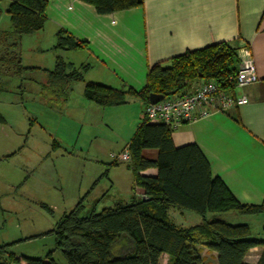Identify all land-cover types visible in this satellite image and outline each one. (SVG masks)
Listing matches in <instances>:
<instances>
[{"label":"trees","instance_id":"obj_1","mask_svg":"<svg viewBox=\"0 0 264 264\" xmlns=\"http://www.w3.org/2000/svg\"><path fill=\"white\" fill-rule=\"evenodd\" d=\"M77 1L91 6L100 16L143 4V0ZM46 6L47 0H14L4 12L0 8V17L6 14L11 27L10 31L0 32V75L22 82L25 75L37 70L22 65L19 46L21 38L43 30ZM55 48L73 51L87 49V45L60 30ZM236 50V44L217 43L155 64L148 69L140 90L85 83L83 97L99 107H117L137 99L143 111L125 146L130 156L126 167L133 179L134 195L129 201H119L100 212L87 211L83 196L57 220L49 233L54 251L61 254L66 264H159L162 256H166L165 264H205L201 248L215 254L216 264H245L248 252L259 248L256 264H264V224L260 237H252L246 224H230L218 216L207 218L209 214L262 215L264 198L257 206L238 203L213 175L196 145L175 147L171 139L174 129L144 117L150 94L161 95L164 100L181 97L192 84L209 81L225 92H234L228 78L237 71ZM87 68H74L57 57L53 70L45 72L40 97L47 103H65L72 85L83 82ZM144 150L156 151L155 159L144 158ZM149 170H155V176L144 174ZM170 209L192 212L199 216L200 223L187 228L176 226L168 218ZM8 246L0 247L1 259L8 253ZM5 258L0 264H56L51 253L45 260L16 259L12 253Z\"/></svg>","mask_w":264,"mask_h":264},{"label":"crops","instance_id":"obj_2","mask_svg":"<svg viewBox=\"0 0 264 264\" xmlns=\"http://www.w3.org/2000/svg\"><path fill=\"white\" fill-rule=\"evenodd\" d=\"M10 1L14 0H0L3 12ZM5 16L7 15L2 14L0 21L4 20ZM45 17L46 23L40 32L47 31L51 39H56L57 32L62 30L75 41L87 45V49L70 51L78 56L79 62L69 64L74 68L88 67L83 74V82H80L82 86L79 87V94L80 104L89 110L96 109L92 107L95 104L83 97L85 83L140 90L145 85L148 69L155 64L166 63L173 57L217 43L228 42L237 45L243 42L249 45L256 82L234 91L235 96L245 97L247 103L226 113H216L181 124L172 131L171 139L177 148L189 144L196 145L209 162L213 175L220 179L238 203L254 206L262 203L264 0H143L139 8L103 16L97 15L91 6L77 0H47ZM37 35L38 33H35L31 36ZM24 38H21L19 46L21 61ZM198 85V82L192 84L185 95L192 93ZM25 88L20 87V90ZM70 91L66 102L62 104L66 105L71 101ZM132 102H138L140 106L139 112L135 111L138 122H133L132 117L129 124L128 118L122 120L125 125L122 131L125 132L120 137L121 144L117 154L132 138L142 116L143 105L137 99H129L126 104L116 107L126 108ZM236 119L239 122H236ZM142 156L153 161L156 151L144 150ZM109 161L103 172V176L109 181V189L104 188L101 194L94 195L88 202L85 201L87 211L98 212V207L101 210L111 209L115 203L129 201L134 195L131 173L127 171L124 175L116 169L119 163L117 165L111 159ZM144 174L155 176V170ZM109 175L113 176L109 179ZM122 182H125V186ZM122 192L128 193L126 199L118 196ZM64 213L66 212L62 215ZM230 214L233 213L225 214L233 216V221L228 223L246 224L250 227L249 222L242 219L244 217ZM259 253V248L251 249L244 258V263L256 264ZM200 255L203 258L208 256L211 262L216 264L214 253L201 248ZM15 258L21 259L16 255ZM205 264L210 263L205 259Z\"/></svg>","mask_w":264,"mask_h":264},{"label":"rangeland","instance_id":"obj_3","mask_svg":"<svg viewBox=\"0 0 264 264\" xmlns=\"http://www.w3.org/2000/svg\"><path fill=\"white\" fill-rule=\"evenodd\" d=\"M0 28L11 30L7 16L0 21ZM24 39L22 65L37 70L25 75L23 83L0 75V117L4 120L0 123V247L9 245L0 262L9 253L41 260L51 253L56 264H66L54 251L49 232L62 213L70 211L81 197L86 196L88 202L104 188L109 189L103 172L110 154L118 153L125 132L122 120L128 118L129 124L132 117L138 122L135 111L139 112L140 106L132 102L126 108L93 105L96 110L86 109L80 104L82 83L72 85L71 101L66 105L47 103L40 97L45 72L53 70L57 57L67 64L79 62V58L55 48L56 39H51L47 31ZM20 85L25 90H20ZM126 166L119 163L116 169L125 175L129 171ZM127 194L118 196L125 198ZM217 216L233 221V216L225 214H209L207 218ZM168 218L184 228L200 223L199 216L188 211L170 210ZM242 219L249 222L252 237H260L263 214ZM204 258L214 264L208 256ZM165 262L166 256H162L159 264Z\"/></svg>","mask_w":264,"mask_h":264},{"label":"built area","instance_id":"obj_4","mask_svg":"<svg viewBox=\"0 0 264 264\" xmlns=\"http://www.w3.org/2000/svg\"><path fill=\"white\" fill-rule=\"evenodd\" d=\"M236 55L237 71L228 78V83L234 91L256 82L250 46L243 42L238 43ZM246 103L245 97L235 96L234 92H225L212 81L200 82L196 89L188 95L163 99L156 104L147 105L144 117L149 122L161 123L171 129H176L181 124L191 123L216 113H226ZM110 158L116 163H130L128 148H124L117 155H111Z\"/></svg>","mask_w":264,"mask_h":264},{"label":"water","instance_id":"obj_5","mask_svg":"<svg viewBox=\"0 0 264 264\" xmlns=\"http://www.w3.org/2000/svg\"><path fill=\"white\" fill-rule=\"evenodd\" d=\"M163 100V96L156 95V94H150L148 96V102L149 104L153 105Z\"/></svg>","mask_w":264,"mask_h":264}]
</instances>
